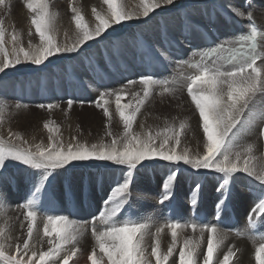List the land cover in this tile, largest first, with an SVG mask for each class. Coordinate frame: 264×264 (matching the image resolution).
<instances>
[{"label": "snow or ice", "instance_id": "snow-or-ice-1", "mask_svg": "<svg viewBox=\"0 0 264 264\" xmlns=\"http://www.w3.org/2000/svg\"><path fill=\"white\" fill-rule=\"evenodd\" d=\"M108 12L100 14L93 9V14L98 23L90 29L84 22L83 16L75 7L72 20L78 30L76 40L71 44L57 42L53 32V14L49 10L48 0H25L31 25L39 37L40 44L33 50H26L18 45L15 34L11 40L14 44L12 55L5 49V29L3 21H0V53H3L0 72L9 67H15L24 61L33 65H41L51 56L60 53H74L85 42L101 37L113 24H121L122 21L131 20L133 15L127 12L118 0H104ZM174 0H140V10L137 17H147L161 4L170 5ZM5 0H0V6ZM251 7V3L246 5ZM232 12L237 17H244L245 13L233 7ZM264 14V10H262ZM249 31L232 39H226L215 47L208 48L198 53L200 59L188 64L193 69L192 74L183 76L186 82L187 95L191 98L195 110L199 114V127L203 132V154L190 155L187 148L178 151L181 144L182 132L188 127L186 121H181L179 127L167 126L161 132L153 135L150 131L141 135L133 132V124L141 106L150 95V89L154 85L163 86L165 92L177 91L175 79L172 81L155 80L151 76H143L139 83L143 86V97H137L133 93L135 103L129 101L121 104L124 89L104 91L94 101L97 108H101L104 117L112 119L110 112L111 98L115 97V112L123 123L124 134L120 139H113L111 144H93L88 147L84 144L69 143L65 148L59 136L52 133L59 132L58 127H50L52 121H47L43 127L48 130V144H36L32 147H19L0 141V185L10 184L11 176H5L10 164L18 165L25 171L29 169L41 170L38 182H33L34 190L28 198L19 205L25 209L24 218L27 221V235L31 238L36 225L38 194L46 188V181L54 170L71 165L72 162L98 160L111 162L118 166H126L127 172L122 183H119L112 194L104 201L106 211L99 213L94 220L99 221L100 228L93 225L92 237L99 248L100 253L107 257V264H152L145 250V234L151 225L148 221L138 222L125 219L119 221L118 214L127 202L130 185L133 181V170L143 161L159 159L171 163L183 162L193 169L211 170L220 175L222 183L216 189L222 198L216 205L219 216L220 209L225 206L231 194L230 182L237 174L243 173L249 178V185L255 191L253 206L248 215V228L255 229L257 220L264 223V165L257 166L254 152L255 143L242 144L240 141L245 135L253 134L255 129L258 136L264 138V106L259 111L256 108L258 97L264 96V32H261L253 21L251 12L247 15ZM31 48V45H30ZM260 61L258 66L257 62ZM136 81L129 80L128 84ZM185 85H181L183 87ZM127 87V86H125ZM75 101L67 100V107L71 109ZM27 108V105L17 104L16 108ZM40 109L51 110L59 105L38 104ZM5 107L0 106V119L3 118ZM143 127V125H142ZM111 136L112 133L108 132ZM75 140V137L72 138ZM25 144L27 141L24 142ZM177 177L175 171L166 178L163 188L167 194L163 196L161 203L169 199V184ZM258 182V184H257ZM198 191L201 185H195ZM198 199L193 197L191 204L196 205ZM110 205V207H108ZM83 225L71 220L65 215H47L43 219V236L49 237L47 251L39 253L32 250L29 239H24L22 245L17 244L15 252L5 251L6 244L0 240V264H69L75 256L77 249L72 248L71 254L65 252V246L75 245L81 235ZM171 235V243L166 253L160 252L159 240H154L151 246V257L155 258V264H231L235 253L231 247L223 253L220 252L228 233L217 225L198 224L196 222L183 224L169 220L166 224L156 227L154 237H159L164 228ZM191 228L198 235L185 238L179 247L178 259L174 258V250L180 238L178 230ZM5 229L0 227V238L4 237ZM206 234V248L202 247ZM251 238L255 244L256 264H264V234ZM11 247V245H8ZM63 253V256L61 255ZM170 257L173 259L170 260ZM202 257V261H201ZM91 264H100L95 250L87 256Z\"/></svg>", "mask_w": 264, "mask_h": 264}, {"label": "bare ground", "instance_id": "bare-ground-1", "mask_svg": "<svg viewBox=\"0 0 264 264\" xmlns=\"http://www.w3.org/2000/svg\"><path fill=\"white\" fill-rule=\"evenodd\" d=\"M12 1L13 0H5V4L3 6H0V21H3V27L7 26L6 29L10 33V34L7 33L5 37H8L11 39L12 37L11 28H12V25H15L16 30L14 31L13 34L17 36L18 41L21 44L23 43L25 46H28L29 49L33 50L35 47L39 45L40 40H39V37L35 33V28L31 25L29 13L26 8L24 10L21 9L20 14L18 12L19 16H17V14L15 15V13H11V9H17L16 8L17 6H15L14 4H13L14 6L9 5V2H12ZM118 3L122 5L123 8L127 12L133 15V18L131 20L122 21L121 24L111 25V27L108 28L105 31V33L102 34L101 37H95L93 40L85 42L84 45L80 46L77 52L60 53L55 56H51L47 60H45L41 65H32L25 69L15 68L17 74H21V75L30 74L29 76L35 78V80H40L45 77L53 76L52 81L50 83L52 85H47V87L50 88V92H48L46 89H43L41 85H15V87L13 86V89H14L13 96L16 97V101H17V102L14 101L16 102V105L17 104L26 105L25 103L30 102L32 100L33 102L35 100H42L44 102L43 104L51 103L53 105H59L60 107L62 103H60L59 99L63 98L65 94L69 95L68 99L74 100L75 103L71 109H68L67 106H65L66 109L64 107L65 109V115H64V112L61 111L59 107H54L51 110L37 108L36 111H34V114H32V112H30L32 110V107L29 105H27L28 106L27 108L21 107L19 109L16 108V105L11 106V107L9 106L10 108H8L9 109L8 110L7 109L8 102L6 104L4 102L2 103L0 102V106L5 107L3 118L0 119V135L5 140H7V143L11 142L17 146L18 140L20 138H23L24 140L25 138L27 139L28 144H32L33 146L28 145L24 147H32V149L35 150L34 146L37 143H40L46 147L48 144L49 135H46L47 133L46 134L43 133V131L46 130L43 127V124L47 121H52L50 125H54L56 122L55 118L58 115L62 117L59 118L58 126L54 125L53 128L55 127L59 128V132H57L55 136L60 137V140L64 144L65 148L67 147L69 143H72L73 145L80 143V144L89 145V146H92L93 144H100L103 142V140L100 139V136H104L106 138V139L103 138L104 139L103 144L104 143L110 144L111 140L120 139L123 137V134H124L123 123L122 121H120L119 116L115 112V97L114 96L111 98V105H110V112L112 113V119L111 120H109V118L107 119L108 124H110V127L108 126L106 121L100 120L99 114H94L93 111H89L88 115L86 116L82 114L85 117L84 120L86 121L91 120V123H94L98 129H101L100 131H105V133L111 132L112 133L111 136L104 135L105 133L101 135L96 134L93 137L92 136L91 137L82 136L83 134L77 133L73 129H70L71 125L77 123L75 122V120L77 119V117L75 116L76 114L75 111L81 110L83 111V113L85 112V108L88 103L86 100H89L91 103V100L94 101L95 99L94 97L99 96L101 92H104L106 90L112 91V90L122 89V88L118 89V84L120 83L118 81L119 78L117 76H114L113 71H111V66L114 61L109 62L106 52L95 50L97 46L106 42V39L108 41L111 38L113 40L114 38H117V42H116L117 46L112 45L111 53L108 52V54L112 56L113 51H114L113 49H116L117 47L119 48L120 53L118 54L121 56L118 60V63L121 67V71L118 70L119 73H122V71H125L127 72L129 76L132 75V77H135L136 69L139 68L138 63L135 60V55L137 53H139L140 55L146 52L153 53L155 57L161 58L164 60L167 66L165 70L169 73L167 75V79L168 78H172V80L175 79L177 91L180 93L179 96L183 99H186L187 98L186 97V94H187L186 85L181 87V85H184V82H185L181 74H183V76H187V75L192 74L194 70L191 68H188L184 64H180L178 61H176V59L173 56L166 54L160 42V33H163L167 39H175V40L180 39L182 37L180 34V27L182 24L184 26H187L193 22H198L204 25L208 21H207V17L203 15V11L207 12L209 8L214 9L216 7L224 9L233 15H235V13L232 12L233 7L239 9L240 11H243L245 15L251 12L252 15H254L259 20L261 25L264 27V14H262V10H264L263 0H251L250 8L249 7L245 8L242 5V0H233V2L228 5L226 4V0H205V4L199 7L200 15H197V16L193 15L194 11L196 10L199 4V3H196L195 0H174V3L170 5L161 4L159 8H156L152 12H150L147 17H144V16L137 17L135 15L140 10V0H118ZM48 4H49V10L53 14V17H54L52 34L55 36L57 42L62 45L71 44L77 38L78 30L76 29L75 23L72 20V16L74 15V13L71 11L72 7H75L79 10L80 14L84 18L85 24L90 29H93L95 25L98 23V21L96 20V17L93 14V9H95L96 12L102 15L108 12V7L104 3V0H58L56 2L55 0H48ZM23 7H24V4H23ZM197 11L198 10H196V12ZM12 17L15 22L11 21ZM176 22H177V26L174 28V30L173 31L169 30V26ZM217 23H219V20L217 21ZM156 27L157 29L155 30L156 31L155 34H152L153 39L152 41L149 42V39H148L149 37L146 34L152 33V31ZM130 32H133V33L130 35H127ZM139 39L142 42H139L138 41ZM6 40L8 39L6 38ZM126 40L133 41L132 45H129ZM30 45H31V48H30ZM84 47H87L88 49H91V50L87 55L79 58L80 49ZM65 56L67 57L65 58ZM68 56H71L70 60H74V61H72V63L70 64L69 63H66V64H68L74 70L75 73L80 74L81 76L77 77L75 75L76 76L75 78H71L70 80L66 81L64 85H61L60 83L54 80L55 75L52 73L54 69V63H57L60 59H63L55 66L59 65V67L62 68V71H64L66 64L64 65L62 64L69 61L67 59ZM82 62L83 64H86L87 67L88 65H91L92 69L88 71L87 70L84 71L81 68ZM105 64L108 65L107 69H104L103 67ZM257 64L260 65V61H258ZM105 70H108L107 73H105ZM172 73H174L175 75L172 76ZM106 74H109V77H107L106 81H104L103 77ZM95 79H98L97 82H95ZM19 80H20V77H19ZM63 80H64V76H63ZM51 86L57 87L56 90H57L58 100L55 99L54 100L55 103L52 102V97L53 96L56 97L55 96L56 93L54 94L55 88ZM36 92L41 93L42 95H39ZM166 93H169V92H165L163 89V86L154 85L150 89L149 98L151 96L152 97L156 96V101H158V99L162 101L163 99L168 97V95L164 96V94ZM28 94H30V96H32L33 98H31ZM34 94H36L37 97H35ZM129 101L133 102V99L127 98L125 100V104H127ZM146 106H150V105L146 104L145 102L141 106L140 112L137 113V117L133 125H136V124L138 125V122H137L138 116L141 113L142 109L145 108ZM193 106L194 105L192 103L187 106L177 105L176 106L177 109L174 115L170 113L168 115L169 118H166L167 115L165 113L161 114L162 116H157L156 114V119H157L156 123H153L152 125H150L149 129L151 133L155 135V133L161 132L163 128L167 126L178 128L179 123L181 121H186L188 124V127L182 132L181 144L178 147V151H182L184 148H187L190 152V155L196 156L197 154L202 155L204 151L203 132H202V129L199 127V116H196L192 112L194 111ZM262 106H264V96L258 97L256 101L257 111H259V109ZM158 108L160 109V107ZM55 114H58V115L54 116ZM29 121H30V126H28L27 128L25 129H21L22 127L17 128L16 132L10 135L7 133L12 123L17 122L23 126ZM132 131L139 133V131H135L134 129H132ZM144 134L145 133H141V135H144ZM73 137H75V140L72 139ZM261 139L262 138L258 136V133L254 129L253 134L245 135L243 139L240 141L242 144L255 143L257 145L254 155L256 157L255 161L258 162L260 166L264 165V147H263L264 143L262 142L261 144ZM84 162L85 161L72 162L71 165L65 166L66 168L65 167L62 168V171H61V173H64L65 182H67L71 186L72 192L74 193H76L75 190H79V193H80L84 184H85V187H87L86 179L82 180L83 177L81 173L85 169L86 165L88 164V162H85V163ZM159 162L166 163L167 161H162V160L151 161L152 164L156 165L159 168L160 172H163L165 169L162 165H160ZM168 163L170 164L171 162H168ZM148 164L149 163L147 162L141 163L140 165L137 166L135 170H133V173H132L133 181H132V184L130 185V192H129V194H131V198L130 197L128 198L130 202H127L128 204H125L122 210H125L128 207H129V209H127L128 211H130L131 209H134L137 212L138 217L140 218V222L148 221L150 223L151 227L148 230V232L145 234L144 244H145V250L147 251L146 253L147 257L151 259L152 264H155V258L151 257V246L154 242L153 240H159L161 253H166L167 247L171 243V235L166 227L161 232L159 237H154L153 235L155 233L156 227H159L162 224H166L167 219H165L166 217H161L159 215V217L163 219V220H160L161 224L153 220L150 222L148 219V215L150 214L149 211H151L152 209L154 210V206L152 205L153 203L150 201L149 202L145 201L146 204H143V201H144L143 197L132 195V190L133 188H136V189L140 188L144 192H151V194L153 193V191H155L153 199L155 201V205H157L158 201L160 200H158L156 203V199L162 200L163 196L167 194L166 192L165 193L161 192L160 184L163 179L169 176V174L156 175V170H150L149 168H147ZM171 164H174L177 168L182 169L186 172L201 173L202 176H210L213 174H217L211 170L193 169L191 168V166L183 164V162H179L178 164L177 163H171ZM76 166H80L81 171H76V172L69 171L70 169ZM90 166H97V169H95L94 172H99L100 174H106L105 177H108V181H110V175L113 174L117 176L115 171H113L110 167H120L119 173L127 171L126 166H118L111 162H106V161L90 162ZM107 166H110V167H107ZM87 172H88L87 180H88V185H89L91 182V178L89 175H91V173L88 170L86 171V173ZM39 173L40 175L38 176V180L40 179L42 175L41 172ZM140 173L149 175L148 177L149 182H146V184L141 185L139 181L140 178L136 177ZM16 174H19V171L17 173L10 172V171L5 172V176L15 177ZM33 177H34V174H33ZM239 177H242V179H239V181L240 182L242 181V184H243L242 191L235 192L232 186L233 183L230 182V189H231L230 199L228 203L220 209L219 211L220 214L218 216V217L225 216L227 214L226 206L231 205L233 209L235 210V213L237 216V224L235 226V230L229 226H224L221 224L218 225L214 221L215 212L212 209L216 208L218 200L222 198L216 190L211 191L210 194L207 197H205L204 195H201V194H198V193H195V192H192L186 189L184 187V184L179 185L177 181L174 180L173 182H170L169 184V192H170L169 199L164 202H167V204H169V207H172V211H171L172 216H174V218L176 219V221L174 222H180V223L183 222L184 224H188V223H191L190 221L191 217L189 215V208L186 207V209L183 212L180 211V209L181 210L184 209L185 208L184 204L191 203V199L193 197H196L198 199V203L202 205H195V206L197 207L198 210L202 211L205 215L203 224L217 225L218 227L222 228L225 232L228 233L227 239L225 240L224 245L222 246V249L220 252V259L223 258V253L227 252L228 248L231 247L235 253L234 257L232 258L231 264H246L243 261H238L237 258L240 256H244L245 258V255L247 254L252 255L251 262H249L250 260L249 261L246 260L249 262L248 264H256L255 244H254L253 239L251 238V234L249 233L248 228L245 223L246 215L248 214L249 210L253 206V201L255 198V191L249 185V178L246 176V174H243V173L237 174L236 178L232 181H236ZM27 178L28 176H26V173H24L21 177V180L23 181L24 179H27ZM150 178L152 182L154 183V185L150 182ZM59 181H61V177L57 171L55 172L53 171L49 179L46 181L45 189L49 188L48 185L51 184L50 192L51 193L53 192L52 193L53 196L49 198V200L53 204L55 202L59 204V206H55L56 210L54 213H57V214H53V215H63L65 214V212L69 213L68 209L71 206L70 201L73 199L72 195H69V193L65 190V187H62L61 190L54 189V188H60L59 185H55ZM222 182H223L222 179L218 181L217 188ZM103 185L104 187H107L105 183ZM16 190H17V195H14L8 189L4 191L3 195L0 194V209H1V215H2V217L0 216V227L5 229L4 237L0 238V240L2 241L4 240V243L6 244L5 251L9 253L15 252L17 244L22 245L25 236H27V239H29V242L33 240L32 239L33 236L30 239L27 235V221L25 220L24 214H23L25 209L19 207V205L17 204L18 202H22L26 200L28 186L26 184L25 185L18 184L16 186ZM6 192L8 194H5ZM79 193H78V196H80ZM87 193L89 194L88 191ZM88 194H84L87 197L86 199H84V202L85 201L88 202V208L85 211L83 209L78 208V206H75L76 210L78 209V212H80L79 214H81V217L85 218V220H82V222L87 223V226H88V221H92L93 218L97 216L96 214H98V206L100 205V201L102 200L105 201V198L107 197L106 192L103 189H101V193L99 194V196L97 192L96 193L93 192V194L91 195L93 199L92 201L90 200ZM40 195H39L40 198H43L45 196L44 191L41 192ZM62 195L64 198L66 197V199L64 200V204L66 203V201H68L66 204V209H63L62 198H60V196ZM47 198H48V194L46 196V200ZM15 201H17L16 204L14 203ZM202 201L203 203H201ZM4 202H12L14 205L9 207L5 205ZM147 203H149L148 207H147ZM38 208H39L38 211L40 214H43L46 211L43 208V206H39ZM210 208H211V211H210ZM155 210L156 212H161V210L163 212H166L167 208L163 209L159 207L158 209H155ZM155 216L157 215L155 214ZM37 219H38V215H37ZM37 219H36V225L39 226V230L37 234L43 236V234L40 233L41 229H43V220L38 221ZM69 219L71 218L69 217ZM4 220L7 221L6 226L1 225ZM82 222L81 224L83 225L84 223ZM257 224H258V227L264 231V223H261L257 220ZM93 225H95L97 228H100V223L97 220L92 221V228H93ZM87 226L85 224V226L81 228V231L84 233V235L87 232L92 233V230H88L89 226L88 228ZM34 228L37 229L36 226H34ZM35 233L36 232H34V234ZM198 234L199 233L197 231L196 234H193L191 237H194ZM179 236L180 235L178 234V237ZM48 239L49 238L39 240L40 246L38 250L34 249V247H32L31 245H30V248L38 253L40 251H47L49 247V245L47 244ZM180 242L182 244L181 238H180ZM181 244H177L176 249L174 250V258L178 259V251H179V247ZM8 245H11V247H8ZM206 246L207 245H206V234H205V240L202 244V247L206 248ZM72 248L73 247L69 245L65 246V252H67L70 255ZM87 249H88V246L85 247V250ZM89 252H90L89 250L88 252H77L76 251L75 256L72 257V259L69 261V264H81L82 256L84 254H89ZM61 255L63 256V253ZM250 256H248L247 258H249ZM171 259L173 258L170 257V260ZM99 261H100V264H107V257L104 256V254L102 253L101 259ZM201 261H202V257H201ZM84 263L91 264L90 261H87Z\"/></svg>", "mask_w": 264, "mask_h": 264}, {"label": "rangeland", "instance_id": "rangeland-1", "mask_svg": "<svg viewBox=\"0 0 264 264\" xmlns=\"http://www.w3.org/2000/svg\"><path fill=\"white\" fill-rule=\"evenodd\" d=\"M24 1L25 0H13L12 2H9V5L10 6H14V5L17 6L16 7L17 9H11V13H15V15L17 14V16H19L18 15V12L20 14L21 9L22 10L25 9V7H23V4L25 3ZM56 1H58V0H55V2ZM195 2L196 3H199L198 6H197V8H196V10H198V11L196 12V10H195L194 13H193V15L197 16V15H200L199 7L201 5H203V4H205V0H195ZM232 2H233V0H226V4L227 5L228 4H231ZM263 2H264V0H263ZM11 21L12 22H15L14 19H13V17H12V20ZM9 24H10V22H9ZM176 26H177V22L171 24L169 26V30H172L173 31ZM6 28H7V26L4 27V29L6 30L5 31V35H7V33H9ZM156 29H157V27L152 31V33L146 34L149 37L148 38L149 39V42L152 41V39H153L152 38V34H155V32H156L155 30ZM15 30H16V26L15 25H12V28H11L12 34L11 35H13V33H14ZM132 33L133 32H130L127 35H130ZM122 37H124V36H122ZM6 38L9 40V42H8V40H6ZM135 38H137V37H135ZM126 41L128 42L129 45H132V43H133V41H131V40H126ZM138 41L139 42H142L140 39ZM116 42H117V38H114V40L111 38L108 41L106 39V42H104V43L100 44L99 46H97V48L95 50H99L101 52H106L109 62L114 61L113 64H112V66H111V71H113L114 76H117L119 78L118 81L120 83L118 84V89H120V88L124 89V93H122L121 104H125V100L127 98H132L133 99V103H135V99L133 97V93H135L137 97H143V95H144V93H143V86L139 83V81H140V79L142 77H137V76L132 77V75L129 76L127 74V72H125V71H122V73H119V71H121V67H120V65L118 63V60L121 57L118 54V53H120L119 52V48L117 47L116 49H113L114 51H113L112 56H110V54H108V52L111 53L112 45L117 46V43ZM21 45L23 47H25L26 50H30L31 51V49H29L28 46H25L23 43L21 44L18 41V45L17 46H21ZM13 46H14V44H13L12 40L10 38H8V37H5V49L9 53V56L10 57L12 55ZM90 50L91 49H88L87 47H84V48L80 49L79 58L87 55L90 52ZM66 57L67 56H65V58ZM70 58H71V56H68L67 59L69 61L63 63L62 65L66 64V63H69V64L72 63V61H74V60H70ZM21 60H22V63L21 64L16 65L15 67L6 68V69H4V71L0 72V93H1L0 94V102L1 103L4 102L5 104L8 102L7 103V105H8L7 106V109L10 108L11 106L16 105V102H17L16 101V97L13 96V91H14L13 86L15 87V85H41V87L43 89H46L48 92H50V88H48L47 85H52L50 83L52 81V77L53 76L52 77H50V76L49 77H45V78H42L40 80H35V78L29 76L30 74H26V75L25 74H23V75L17 74L15 68L16 69H18V68L25 69V68H28V67H30V66L33 65L30 62H28V61H24L22 56H21ZM61 60H63V59H60L57 63H54V69H53V72L52 73L55 75L54 76V80L56 82L60 83L61 85H64V83L66 81L70 80L71 78H75L76 76L77 77L81 76L80 74L75 73L74 70L68 64L65 65V70L64 71H62V68H60L59 65L58 66H55ZM2 61H3V53H0V66H2ZM81 65H82L81 68L84 71L85 70L88 71V70H91L92 69L91 68V65H88V67H87V65L86 64H83V62H82ZM103 67H104V69H107L108 65L105 64ZM58 71L60 72L61 75L59 74ZM107 71L108 70H105V73H107ZM63 76H64V80H63ZM19 77H20V80H19ZM107 77H109V74L104 75L103 80L106 81ZM166 79H167V77H164L162 79H155V80H162V81H164ZM97 80L98 79H95V82H97ZM129 80L136 81V83L135 84H132V85H129L128 84V81ZM167 80L168 81H172V78H168ZM81 81H82V79H81ZM94 85H96V84H94ZM184 85H186V82H184ZM125 86H127V87H125ZM51 87H54V86H51ZM54 88H55L54 94L56 93L55 94L56 97H54V96L52 97V102L53 103H55V101H54L55 99L58 100V98H57V90H56L57 87H54ZM186 92H187V88H186ZM36 93L39 94V95H42L41 93H38V92H36ZM28 95L30 96V94H28ZM165 95H168V97L165 98V99H163L162 101H160L159 99H158V101H156V96H154V97L151 96L150 98H149V96L147 97V99L145 100V102H146V104H149L150 106H146L145 108L142 109V111L139 114L138 119H137L138 120L137 121L138 122V125L137 124L136 125H133V129L135 131H139V133H147V132L150 131V129H149L150 128V125H152L153 123H156V120H157L156 119V114H157V116H162L161 114L165 113L167 115L166 118H169L168 115L170 113H172L174 115V113H175V111L177 109L176 108L177 105L187 106V105H189V104L192 103L191 102V98L187 94H186V97L187 98L186 99H183V98H181L179 96L180 93L178 91H176L174 93H166V94H164V96ZM34 96L37 97L36 94H34ZM30 97L33 98L32 96H30ZM68 97H69V95H66L65 94L63 98L59 99L60 100V103H62V105H60L59 108H60L61 111L64 112V115H65V109H66L65 106H67ZM96 97H99V96H95L94 97L95 98L94 101L97 99ZM160 99H162V98H160ZM14 101H16V102H14ZM82 101H83V99H82ZM86 101L88 103L86 105L85 112L83 113V111H81V110L75 111L76 114L75 113L74 114L77 117V119L75 120V122H77V123L71 125V128L70 129H73L77 133L83 134L82 136H88V137H91V136L93 137L96 134H100V135L101 134H104L105 131H100L101 129H98L94 123H91V120H87V121L84 120L85 117L82 114H84L86 116V115H88L89 111H93L94 114H99L100 120L106 121L107 124H108V121H107L108 118L107 117H104L102 109L101 108H97L95 106L93 100H91V103H90L89 100H86ZM41 103H44V102L42 100H35L33 102V100H32V101L27 102L25 104L32 107V110L30 112H32V114H34V111H36V109L38 108L36 106L38 104H41ZM61 106H62V108H61ZM157 106L160 107V109ZM64 107H65V109H64ZM193 109H194V111H192V110L191 111L196 116H199V114L195 110V107L194 106H193ZM61 114H63V113H61ZM56 115H58V114H55L54 116H56ZM60 117H62V116L58 115L55 118V120H56V122L54 124L55 126H58L59 118ZM54 125H49V126L50 127H53ZM142 125H143V127H142ZM28 126H30V121L27 122L23 126L20 125L17 122H14V123L11 124V126L9 128V130H11V131L8 130L9 132L7 131V133L10 135V134L15 133L17 128H21L22 127L21 129H25ZM108 126L110 127V124H108ZM260 126L264 127V124H261ZM43 133L44 134L47 133L46 135H50V133L48 132L47 129L45 131H43ZM52 135H56V133H52ZM104 135H107V133H105ZM11 138H12V136H11ZM103 138H105V137L104 136H100V139H102L103 142H104V139ZM0 141H4V142L7 143V140H5L1 135H0ZM25 141H27V139L24 138V140H23V138H20L18 140V142H17V146H19V147H24V146H28V145L29 146H33L32 144H28V141L25 144L24 143ZM262 142L264 143V138L261 139V144H262ZM7 144L16 146L15 144H13L11 142L10 143H7ZM37 144H40V143H37ZM100 144H96V145L99 146ZM86 146L91 147L89 145H86ZM155 160H159V159H155ZM94 161H98V160L85 161V162H88V164L86 163L87 165H86L85 169L81 173H82V177H83L82 180L83 179H86L87 187H85V184H84L82 190L80 191V193H79V190H75L76 193L72 192L71 186L67 182H65L64 173H61L62 169L61 170H59V169L54 170V172L57 171L58 174H60V177H61V181H59L57 184H55V185H59L60 188H54V189L61 190L62 187H65V190L69 193V195H72V197H73V199L70 201V204H72V209L74 211H72V213H70V214L68 212H65V214H63V215H65L67 217H70L71 220H76V221H78L80 223L82 222V220H85V218H82L81 217V214H79L80 212H78V209L76 210V207L75 206H78V208L83 209L84 211L88 208V202L87 201L84 202V199L87 198L84 194H88L87 193V191H88L89 192V194H88L89 195V198L92 201L93 199H92L91 195L93 194V192L94 193L97 192V194L99 196V194L101 193V189H103V190H105L106 195H107V197L105 198V200L108 199V197L112 194V190L119 183H122L123 182L124 177H125V174L127 172V171H125V172L119 173L120 167H110V166H107V167H110L117 174V176H115L113 174L110 175V181H108V177H105L106 174H100L99 172H94L95 169H97V166H90V162H94ZM151 161H153V160H147V161H143L141 163H144V162L145 163L146 162L149 163L148 166H147V168H149L150 170H156V175H160V174H170L171 172L175 171L177 173V177L175 178V180L177 181V183L179 185L184 184V187L186 189H188V190H190L192 192H195V193L204 195L205 197H207L210 194L211 191L216 190L217 183L221 179L219 174H213V175H210V176H202L201 173L186 172V171H184L182 169L177 168L174 164H171V163L169 164L168 162H166V163L159 162L160 165H162L164 167V169H165L163 172H160L159 168L156 165L152 164ZM254 163L258 167L260 166L258 162L254 161ZM26 168H27V166H23V169H26ZM23 169L20 166H18V165H14V164H10L9 165L8 171H10V172H16V173L19 171V174H16L15 177L13 176V180H12V182L10 184L6 183V184H3V185H0V194L3 195L4 194V191L8 189V190L11 191V193H13L14 195H17L16 186L18 184H24V185L26 184L28 186L26 199L28 198V196L30 195V192L32 190H34L33 182H38L39 181L38 180V176L40 175L39 172H41V170L29 169V170L25 171ZM87 170L91 173V175H89L90 178H91V182H90L89 185H88V180H87L88 172L86 173ZM69 171H72V172L81 171V167L80 166H76V167H73L72 169H70ZM24 173H26V176H28V178L27 179H24L22 181L21 180V177H22V175ZM12 174H14V173H12ZM33 174H34V177H33ZM107 175H109V174H107ZM62 177H63V179H62ZM136 177L137 178H140L139 181H140L141 185L146 184V182H149V180H148L149 175H145L143 173H140ZM239 179H242V177H239L236 181H231L233 183L232 186H233L235 192H241L242 191L243 184H242V181L241 182L239 181ZM165 180H166V178L163 179L162 182H161V184H160V190L163 193H165V190L163 188V184H164ZM150 182L154 185V183L152 182L151 178H150ZM104 183H105V185L107 187H104V185H103ZM197 183H199L201 185V188L198 191L195 188V185ZM48 186H49V188L43 189L41 191V192L44 191V194H45V196L43 198H40L41 192L38 194V203H37V208H36L37 213H38V219H37L38 221L39 220H43L44 217L47 216V215L57 214V213H54L55 210H56L55 206H59V204L57 202H55L53 204L49 200V198H51L53 196V194H52L53 192L52 193L50 192L51 184H49ZM93 188H94V190H93ZM78 193L82 197L78 196ZM5 194H8V193L6 192ZM47 194H48L47 200H49V201L46 200ZM154 194H155V191H153V193L151 194V192H144L140 188H137V189L136 188H133V190H132V195H137V196L143 197V200H144L143 201V204H146L145 201H147V202L150 201V202L153 203L152 205L154 206V210L152 209L151 211H149L150 214L148 215V219H149L150 222L153 220V221L158 222L159 224H161L160 223L161 222L160 220H163V219H161L159 217V215L161 217H166L165 218V219H167L166 222H168L169 220L176 221V219L174 218V216L167 217L166 213L163 212L162 210H161V212H156L155 209H158L159 207L162 208V205H163V208H166V207H164V203H161V199H156V203H157L158 200H160V201H158L157 205H155V201L153 199ZM129 197L131 198V194H128L127 195V202H130L128 200ZM60 198H62L63 209H66L67 201L64 204V200L66 199V197L64 198L63 195H62V196H60ZM24 201L18 202V203H17V201H15L14 203L15 204L17 203L18 205H20ZM127 202H126V204H128ZM201 203H203V201ZM4 204L7 205V206H9V207H11L12 205H14L12 202H4ZM148 204L149 203H147V207H148ZM196 205H202V204L197 203ZM39 206H43V208L46 210L43 214H40L39 213V211H38V209H39L38 207ZM184 206H185V208L182 209V210L180 209V211L183 212L186 209V207L189 208V204H187V203H185ZM108 207H110V205ZM127 209H129V207ZM127 209H125V210H122L121 209V212L118 214L117 219L119 221H123L125 219H129V220H132V221H138V222H140V218L138 217L137 212L134 209H131L130 211H128ZM102 211H106V205L104 204V201L103 200L100 201V205L98 206V214H96V215L99 216V213L102 212ZM210 211H211V208H210ZM73 212H74V214H73ZM155 214L159 218L157 216H155ZM0 216L2 217V215H1V209H0ZM97 216H95V217H97ZM92 221H88L89 228L87 226V223H85V222H82V223H84L83 226H85V224H86L88 230H92ZM190 221H191V223L194 222V220L192 218L190 219ZM6 224H7V221L4 220L1 225L2 226H6ZM34 232H36V233L33 235V238H32L33 240H31L29 242V245H31L32 247H34V249H37L38 250L39 249V246H40L39 240L40 239H46V238H49V237H45L44 238L43 236L38 235L37 234L38 231L35 228H34ZM40 233L43 234V229H41ZM178 234L180 235L179 237L181 238V241H182L185 238H192L191 236L193 234H196V233H193V231H192L191 228H186V229H183V230H180V231L178 230ZM24 239H27V236H25ZM3 242H4V240H3ZM178 244H181V242L178 243ZM69 246L75 247L77 249V252H88V250H89L92 253V250L94 249L95 252H96L97 259H99V260L101 259V254L102 253H100L99 248H98V246H96V242H95V240L92 237V234L90 232H87L84 235V233L81 231V235H80L77 243L75 245H69ZM86 246H88V249L87 250H85V247ZM90 252H89V254H91ZM146 253H147V251H146ZM89 254H84L82 256V261L83 262L81 261V264H85L84 262H87L88 261L87 260V256ZM250 255L251 254L245 255V258L246 259L244 258V256H240L237 259H238V261H243L244 263L248 264L252 260V255L251 256ZM85 256H86V258H85ZM248 256H250L251 258L250 257H249L250 259L247 258ZM246 260H248V261L250 260V261L248 262Z\"/></svg>", "mask_w": 264, "mask_h": 264}]
</instances>
